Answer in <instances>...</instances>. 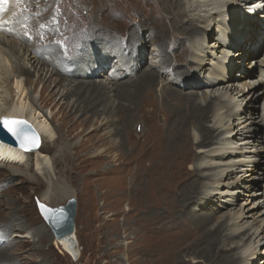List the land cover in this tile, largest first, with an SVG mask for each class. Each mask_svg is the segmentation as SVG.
<instances>
[{"label": "rangeland", "instance_id": "obj_1", "mask_svg": "<svg viewBox=\"0 0 264 264\" xmlns=\"http://www.w3.org/2000/svg\"><path fill=\"white\" fill-rule=\"evenodd\" d=\"M44 1L45 4L40 6L34 4V10L28 12L23 0H8L5 1L6 8L3 12L6 16L3 21L8 20L9 22L5 23L7 25L5 27L13 23L14 25L9 26L3 32L0 31V107L4 109L8 106L5 102H14V105L20 106L17 88L19 82L27 96V99L23 98L24 105L29 110L39 108L38 110L46 115L58 141L51 147L42 140L39 152L47 155L48 160L44 164L37 162L36 153H27L23 157V162L19 163L0 158V225L5 237L0 242V252H6L5 255H0L2 257L0 264H218L220 254H216L217 249L215 250L211 240L205 237V229H201V225L197 223L211 212L210 206L216 208L215 211L219 209L210 227L217 226L218 222L234 218L240 226L244 227L241 229L243 235L234 241L236 244H232L234 247L237 246L233 254L243 258L242 264H264V234L258 237L264 230V145L261 143L263 138H255L251 127L252 121L261 123L264 120V96L261 88L252 101L253 96L249 94L250 89H243L241 84L246 80L243 77L247 74L235 72V80L226 78V81L220 83L218 88L210 90L205 88L198 92L199 101L202 103L205 98L225 96L223 100L230 102L232 108L236 107L237 116L227 118L219 127L223 133L227 132L228 128L233 130L236 127V130L233 134L219 137L216 143H221L220 146L224 143V146L220 148L227 149L224 152L228 155L232 154L233 158H238L241 172L234 174V179L228 180L218 195L216 191L206 193L204 202L187 208L184 205L187 200L182 199L184 184L170 182L167 186H154L148 183L150 177L148 179L143 176L142 179L136 176L135 179L133 168H131V161L134 162L135 158L142 155V151L147 150L146 138L150 123L152 122L155 126H163L166 123L165 117L161 115V112L158 113L159 110L154 109L153 112L148 108V103H143L141 108L135 111V117L133 115L134 122L125 124L126 128L123 129L117 109L126 106L127 102L124 94L112 92L110 96L106 93L103 98L100 96V103L98 106L94 105V109L90 108L92 104L87 102L88 100L78 101L81 112L69 118L68 111L61 110L59 106L55 107L54 101L58 102L60 98L51 97L53 89L43 92V86L35 84L40 79L37 73H34L32 82L27 86L25 77H21L18 81L14 78L16 67L25 66L33 70L32 65L29 64L30 58L37 59L33 51L35 44L29 41L26 35L28 33L25 31L29 26L27 21L29 19L36 20L38 29H41L40 33L48 31L51 34L50 44L56 46L62 53L67 52V48H72V46L78 47V53L87 47L89 50L87 62L100 61L101 47L107 49L105 54L108 57L111 49L123 48L124 45L128 47L132 32L136 30L142 34L141 37L146 41V46L141 48L140 43L136 44L137 51L133 57L134 61L139 62L141 72L149 70L153 65L158 66L160 59L157 57H160V52L157 44L165 42L167 45L174 41H182L179 37L180 32L185 31L184 26L175 27L173 24L172 15L175 13L167 9L172 0ZM191 1L197 2L198 0ZM218 1L219 3L216 2V4L220 5L235 2V0ZM258 1L259 5L251 1L247 4L246 0H240V2L236 0V8L244 6L249 12L247 15L255 12L260 16L264 13V8H257L262 0L259 3ZM20 6H24V12L19 10ZM215 6L213 5L212 8ZM38 12L45 13V15L38 17L37 15H40ZM263 22V19L257 22L260 23L262 30H264ZM101 30H106L109 34L105 36L112 40L103 36L98 44L96 43L97 45H93L92 41ZM8 31L15 35L8 37L4 34ZM208 31L209 37L204 46V50L207 49L208 52L203 54L204 62L201 59L198 61L191 58L185 59L190 40H188L189 47L184 53H181L179 44H173L169 48L171 59L167 70L173 67L175 79L177 78L176 73L184 70V75L190 76V80L199 78L206 82L216 76L211 73L210 67L217 59L223 58L227 61L237 59L233 54L239 48H229L227 51H224L222 46L217 48L214 44L220 37V32L214 24ZM119 33L122 34V38ZM3 40L6 42L5 45L1 43ZM256 40L260 45L259 50L249 60L242 62L244 64L241 65V69L251 72L250 79H254L257 87H261L264 84V63L261 66V62H264V37L262 40L256 37ZM11 45L19 51V56L11 52ZM38 48H41L39 51L45 57L51 56L49 47L42 49L40 46ZM74 53L77 52L70 53L68 57ZM180 54H183L182 58L177 59ZM203 55L198 54L200 58ZM131 58L129 52L119 51V57H111L104 73L108 75L116 72L124 76L128 72L129 77L131 69L129 67L126 69L120 61L128 63ZM176 59L178 61H175ZM175 62L177 64L174 68ZM200 62L203 63L202 66L199 65ZM59 63L56 60L54 65L58 67ZM85 64L86 62L81 60L80 66L77 67L78 71L85 67ZM54 67L50 66L49 70L57 72ZM73 67L74 65L67 66L65 71L70 73ZM87 72L89 70L79 72L78 77L85 76ZM224 73L226 77V72H221L222 75ZM171 74L170 72L167 75L164 74L163 80L169 81ZM137 76L135 77V74L130 76L131 81L135 82ZM74 78L77 79L76 76ZM101 79L103 78H97V76L93 78L96 81ZM125 84L129 85L130 81ZM233 85H237L239 90L235 91ZM128 88L131 89V87ZM160 90L161 85L158 88L159 92ZM241 90H244V93H239ZM188 91L190 90H185V94H188ZM244 95L248 97L247 100L243 97ZM72 100L76 101V98ZM251 101L253 103L247 105ZM91 111H98V113ZM129 114L132 117V113ZM234 119L237 120L233 126ZM207 124L214 126V122ZM192 133L196 136V133ZM237 133L240 134V140H234L235 144L229 146L226 143L227 138L233 140ZM263 133L264 127L261 126L258 135L262 136ZM66 152L75 154V160L78 161L75 169L71 167V164H66L64 157ZM199 152V150L195 151L198 154ZM251 175L253 177H250ZM248 185L253 190H248ZM147 190H150L151 194ZM67 193L71 195L65 196ZM57 195H60V198L54 199L58 197ZM156 197L159 198L157 202H155ZM70 199L77 200L75 219L77 256L56 245L58 241L38 208V202L51 208H58L67 205ZM257 228L259 234L255 233ZM255 250L256 258L253 259L249 256Z\"/></svg>", "mask_w": 264, "mask_h": 264}, {"label": "bare ground", "instance_id": "obj_2", "mask_svg": "<svg viewBox=\"0 0 264 264\" xmlns=\"http://www.w3.org/2000/svg\"><path fill=\"white\" fill-rule=\"evenodd\" d=\"M2 1H4L5 3V1L8 0H0V7H1L0 31L1 32L5 31L6 28H8L9 26L14 25L13 23L10 24L8 27H5L7 26L5 25V23L8 24L9 22L8 20L7 21L4 20L6 22L3 21V18L6 17L4 16L5 14L3 13L6 8V5H4ZM250 1L253 2L254 4H257L258 0L257 1L246 0V3L248 4V2ZM171 2L172 3H170L167 6V9L175 13L173 14L174 16L172 15L173 24L175 25V27L184 26L183 30L185 31L183 33L180 32L179 37L181 38L182 41H174L172 42V44L168 43L166 45L165 42L162 43L158 42L159 44H157L156 43L157 41L155 40L156 41L155 43L157 44L160 52V57H157L160 59L159 61L160 65L158 66L153 65L150 67L149 70H145V71L143 70V72H141V67L139 62L134 61L135 58L133 59V57L135 55V52L137 51L136 44L140 43L139 45L141 48H145L146 46V41L141 37L142 34H140L136 30L132 32V39L131 41L128 42L129 43L128 47H125L124 45L123 48L116 47L115 50L111 49L109 54L110 58L105 54L107 49L106 48L103 49V47H101V49L99 50V53H102V58H100V61L93 60L87 62L86 59H87V55L89 54V50L87 49V47H84L83 50L80 53H78L77 51L78 47L72 46V48L68 47L67 48L68 50L66 49L67 52L64 51L62 53L59 49L56 48V46L50 44L51 34L48 31L40 33L39 30L41 29H38V25L35 23L36 20L31 21L29 19L27 20L29 24V26L26 27L27 30L25 29L22 30H25L28 33L26 35L28 36L29 41H32L35 44L33 46V51L37 59L30 58L29 64L32 65L31 68H33V70L25 66H19L18 68L16 67V69L14 70L15 71L14 78L18 81L21 77H25L26 86H27L29 83L32 82L31 79L34 73H37L40 79L35 84L43 86L42 87L43 92L53 89L51 97L58 96L60 98L58 102L54 101L55 107L59 106L61 110H64L65 112L68 111L69 118L73 117L76 113L81 112L78 101L88 100L87 102H90L92 104L90 108L94 109L93 108L94 105L98 106L100 103V96L103 98L105 93L107 95L109 94L110 96V93L112 92L114 93L121 92V94H124L123 96H125L127 102L126 106L117 109V112L119 113V119H120L119 121L122 122L123 129L126 128L125 124L129 122H134L133 121L134 119H132L133 115L135 114V111L141 108V105H143V103L144 104L148 103L149 106L148 108L150 110H153V112L154 109L159 110L158 113L161 112V115L165 117L166 123L163 126L162 125L155 126L154 124H152V122L150 123V125L148 124L150 126L149 127L150 129L146 138L147 139L146 142L148 144L147 150L146 152L142 151V155L141 156L139 155L137 158H135L134 162L131 161L132 163L131 168H133L132 171L134 172L135 179L136 176H138V178L142 177V179L143 176H146V178L150 177V181L148 183L154 186L156 185L167 186L168 184H170V182H172L173 184H178V183L184 184L182 199L183 201L187 200L184 203V205L187 206V208L188 207L190 208L193 204L204 202L206 193L216 191L215 193H217L218 195L220 193L219 191L221 190V188L226 186V182L228 180L229 181L233 180L234 174L236 175L238 171L241 172L240 163L239 160H237L238 158L231 157L232 154L228 155L227 152H224V150L227 149L220 148L224 146L223 145L224 143L222 144V146H220L221 143L220 144L216 143V141L218 142L217 139L219 137L222 138L225 135L233 134V132L236 130V127L233 130L228 128V131L223 133L222 129L219 128L221 125L224 124L227 118L229 117L232 118V116L233 117L237 116L236 107L232 108L230 102L223 100L225 96L213 97L209 99L205 98L204 103H202L201 101H199L198 92L204 90L205 88L208 90L218 88V86H220V83L226 81V78L235 80L234 79L235 72H241L243 75L247 74L243 77V79L246 80H244V82L241 84L243 89H250L249 94L253 96L252 101H254L256 96L259 94L258 90L260 88L262 95L264 96V84L261 87H257V84L254 81V79H250L252 77V73L241 69V65L244 64L242 62L245 60H249L253 56V54L259 50L260 45L256 42L257 41L256 37H259L262 40V37H264V30H262V28L260 27L259 25L260 23L257 22L262 19L264 20V13L260 14L261 17L258 16V14H255V12H251V14L247 15L248 11L244 6H240L241 8H236L237 5L236 0L235 2L233 1L234 4L231 3L227 5L216 4V2L219 3L218 0H198L197 2H192L191 0H174V1L172 0ZM23 4L26 5L25 7H27V11L30 12L34 10L33 9L34 4L37 5L39 4L40 6L41 4H45V1L23 0ZM213 5L215 6L214 8H212ZM263 5H264V1H260V6H257V8L258 7L263 8ZM23 9L25 10L24 6L19 7L20 11H23ZM7 13L9 14V12ZM44 15L45 13L37 16L42 17ZM229 19L231 20L229 21ZM213 24L217 27L218 31L220 32V37L217 38L214 46H216L217 48L222 46L224 51L229 50V48H239V50L237 52L234 51L235 53L233 54L234 57H236L237 59H233L232 61L229 60L227 61V59H223V58L217 59L214 65L210 67L211 73L215 74L216 76L206 82L199 80L198 75H197L198 80H196V78L195 80H190L189 79L190 76L184 75V70L180 71L179 73H176L177 78L175 79L173 77V72H174V70H172L173 67L171 68V70H167L168 65H170L169 60L171 59L169 55V48L173 44H177V45L179 44V48H181L180 49L181 53L182 52L184 53L186 48L189 47L188 40H190L189 45L191 47V50L190 47L189 50L187 48V51L185 52L186 57L184 56L185 59L189 60V58H191L194 61L195 60L198 61L201 59V61L204 62L203 54H206V52H208L207 49L204 50V46L206 45L209 37L208 29L211 28ZM262 25H264V22L262 23ZM15 26L13 27L14 30H16ZM4 34H7L8 37L9 36L13 37V35H15L9 31L4 32ZM106 34H109L108 32H106V30L99 31V33H97V36H95L96 37L95 40L92 41L93 45H97L98 41H100L99 39L105 36ZM119 36L122 38L121 33H119ZM105 38L108 40H112V38L108 36H105ZM39 41H41L40 44ZM1 43L5 45L6 42L5 40H3V42ZM78 43L81 44L80 42ZM11 46H12L11 52L15 55H18L19 51H17V49H15L13 45ZM40 46L42 47V49H46L47 47H49L48 49L51 51V56L45 57L39 51V49L41 48L38 47ZM119 51H123L125 53L129 52V54L131 55L132 58L131 60L129 59L130 63L129 62L123 63V61H120V64L126 66V69H128V67L129 69H131L130 76L135 74L136 77L138 75L135 82L131 81L132 78L130 76H129L130 78L127 76L128 72H126L124 76L123 74L118 75V73L116 74V72L115 74L110 73L108 75L104 73L106 66L109 64L111 60V57L114 58L119 57ZM73 52H77V53H74L72 56L68 57V55ZM199 53L203 55L202 58L198 56ZM177 54L178 53H176V55ZM182 56L183 54H180L179 57L177 58L176 56V58L179 59L182 58ZM141 57L142 55L140 56V58ZM101 59L103 60L101 61ZM177 59L175 61H178ZM56 60L60 62L58 64V67L54 65ZM81 60L83 62H86V64L85 67H82L78 71L77 67L80 66ZM263 63L264 62H261V66ZM176 64L177 63L175 62L174 64L175 66L173 65L174 68L176 67ZM71 65H74L72 72L70 73L66 72L65 68ZM199 65L202 66L203 63L200 62ZM50 66L53 67L55 66L54 70L57 72L49 70ZM138 67L140 68V70ZM88 70L89 72H87L85 76H81V78L80 76L78 77L79 72L88 71ZM188 71L190 72V70ZM224 71L227 74L226 77H225V73L223 75L221 74V72ZM168 72L172 73L170 75L171 77L169 81H164L163 80L164 74L167 75ZM263 72H264V68H263ZM75 76L77 77V79L74 78ZM96 76L97 78L101 77L103 79L99 81L93 80V78H96ZM70 77L74 79H69ZM183 80H185L186 82H182ZM127 81H130V84L126 86L125 83ZM166 82H168L170 85ZM236 83L239 82L236 81ZM172 84L174 85L172 86ZM160 85H161V90L159 92L158 88L160 87ZM175 85L177 86L174 87ZM128 87H131V89L129 90ZM234 87H235V91L239 90V87L237 85H233V88ZM17 88H18V101L20 102V106H18V104L14 105V102L12 103L5 102L8 106H5L4 109L0 107V120L4 117L24 119L28 121L35 128V130L38 132L41 139L45 143L47 142V144H49L50 146L53 145V143H56L58 141V137H56L55 133L52 131L49 120L46 118V115H44L42 111H39L38 110L39 108L37 110H29L23 103L24 100L23 98L26 97L25 99H27L25 89L20 87L19 82L17 84ZM118 88L121 89L119 90ZM54 90H57V92H54ZM185 90H190V91H188V94L187 93L185 94ZM239 93H244V90L239 91ZM245 95L243 97H245V100H247L248 97H246ZM72 98H76V101H73ZM252 101L248 102L247 105L252 104L253 103ZM239 108L242 107L239 106ZM91 112L98 113V111H91ZM130 112L132 113V117H130L131 116V114H129ZM235 120L237 119L233 120L234 122L233 126L234 124H236ZM262 121L261 123H259V121H252L251 127L253 129L252 133L255 136V138L257 139L263 138L261 139L262 140L261 143L264 145V133L262 136L258 135L259 128L261 126L264 127V123H262ZM210 122H214L213 127L208 126L207 123ZM192 132L196 133V136L192 135L193 134ZM117 135L119 136V133H117ZM239 138H240V134L237 133L234 136L233 140H229L227 138L226 143H228L229 146H233L235 144L234 140H237ZM215 146L217 147L215 148ZM39 150L38 152H36L37 162L39 164L40 163L44 164L45 162L47 163L48 162L47 155H45L41 151L39 152ZM198 150L200 151L199 154L195 153V151L197 152ZM24 155H27V152L25 153V151H23L22 149L13 147L9 144L0 141V158L5 160L7 159L8 161L11 162L15 161L19 163V162H23ZM64 157L66 160V164H71V167L75 169L76 162H78L77 160H75V154L72 155L71 153L66 152ZM132 171H130V173ZM250 177L253 176L251 175ZM248 190H253V189L251 186L248 185ZM148 192H150L151 194L150 190ZM70 195L71 193H67L65 196H70ZM153 195H155V193ZM57 196L58 197L54 199L60 198V195ZM158 200L159 198H157V200L154 201L157 202ZM154 201H152L153 205L155 204ZM210 207L212 208V209L210 208L211 212L208 213L200 221H197V223L201 225L200 226L201 229H205V237L207 240H211L212 245L215 246V250L217 249L215 251L216 254L217 255L220 254L218 259L219 261L218 264H242L244 262L243 258L240 255L238 256L236 254H233V252L237 250V246L234 247L233 245L236 244L234 241L243 235L241 229L244 227L240 226V224L235 220V218L229 219L225 222H218L217 226L210 227L209 225L212 223L216 215V212L219 210L217 209V211H215L216 208H213V206ZM239 218L241 219L240 216ZM0 228H1L0 230L1 232L0 242H1L3 239H5V237L2 234L3 229L1 225ZM257 231L258 228L256 229L255 233L259 234ZM262 234H264V230L262 231L261 234L258 235V237H260ZM74 238L76 239V236H74ZM56 241L58 240L56 239ZM56 245L58 247L61 246L63 250L67 252L69 251L70 245L68 244L67 241H58ZM228 253H230V255H226ZM5 254L6 252H0V255H5ZM255 254H256V250L254 253H251L249 257H253L254 259L256 258Z\"/></svg>", "mask_w": 264, "mask_h": 264}, {"label": "water", "instance_id": "obj_3", "mask_svg": "<svg viewBox=\"0 0 264 264\" xmlns=\"http://www.w3.org/2000/svg\"><path fill=\"white\" fill-rule=\"evenodd\" d=\"M5 118L24 121L25 123L19 126L23 129V133L21 136H14L3 127L2 123H0V141L22 149L27 153L38 152L42 145V139L35 128L24 119L4 117L1 120ZM25 137H35L37 142L34 145L32 143L24 144L22 141L25 140ZM38 208L54 237L58 241H67L70 245L69 251L77 256L78 242L74 238L77 200L70 199L67 205L58 208H51L38 202Z\"/></svg>", "mask_w": 264, "mask_h": 264}, {"label": "snow or ice", "instance_id": "obj_4", "mask_svg": "<svg viewBox=\"0 0 264 264\" xmlns=\"http://www.w3.org/2000/svg\"><path fill=\"white\" fill-rule=\"evenodd\" d=\"M0 123L3 124V127L9 132L11 133L12 135L14 136H21L22 133H23V129L20 128L19 126L20 125H23L25 122L24 121H21V120H10V119H3V120H0ZM36 138L35 137H32V138H28V137H25V140L22 141V143L24 144H27V143H32L33 145L36 143Z\"/></svg>", "mask_w": 264, "mask_h": 264}]
</instances>
